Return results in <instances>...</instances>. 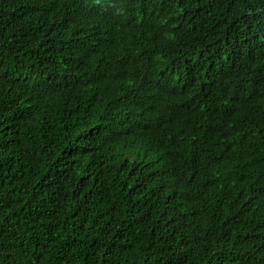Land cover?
<instances>
[{
  "label": "trees",
  "instance_id": "trees-1",
  "mask_svg": "<svg viewBox=\"0 0 264 264\" xmlns=\"http://www.w3.org/2000/svg\"><path fill=\"white\" fill-rule=\"evenodd\" d=\"M264 0H0V264H264Z\"/></svg>",
  "mask_w": 264,
  "mask_h": 264
},
{
  "label": "snow or ice",
  "instance_id": "snow-or-ice-1",
  "mask_svg": "<svg viewBox=\"0 0 264 264\" xmlns=\"http://www.w3.org/2000/svg\"><path fill=\"white\" fill-rule=\"evenodd\" d=\"M258 80L261 82H264V68H262L258 73ZM218 264H222L221 262H218Z\"/></svg>",
  "mask_w": 264,
  "mask_h": 264
}]
</instances>
